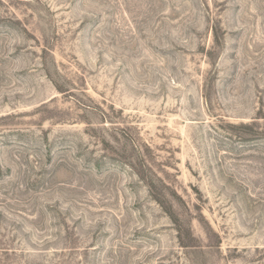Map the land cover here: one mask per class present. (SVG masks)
Returning a JSON list of instances; mask_svg holds the SVG:
<instances>
[{
  "label": "rangeland",
  "instance_id": "374dc122",
  "mask_svg": "<svg viewBox=\"0 0 264 264\" xmlns=\"http://www.w3.org/2000/svg\"><path fill=\"white\" fill-rule=\"evenodd\" d=\"M0 264H264V0H0Z\"/></svg>",
  "mask_w": 264,
  "mask_h": 264
}]
</instances>
